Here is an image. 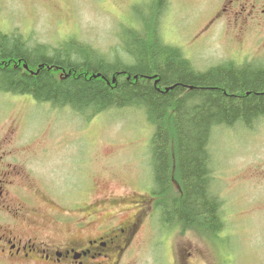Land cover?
Listing matches in <instances>:
<instances>
[{
  "label": "rangeland",
  "instance_id": "1",
  "mask_svg": "<svg viewBox=\"0 0 264 264\" xmlns=\"http://www.w3.org/2000/svg\"><path fill=\"white\" fill-rule=\"evenodd\" d=\"M158 1L0 0V30L33 47L55 49L73 40L113 60L121 52L122 25L139 27ZM253 3L250 11L226 0H163L160 38L200 71L228 61L256 68L264 64V0ZM258 118L212 133L214 188L225 220L218 239L164 228L157 208L147 220L158 198L148 192L153 128L141 110L87 119L30 96L0 93V166L24 172L16 178L23 195L17 201L26 208L20 221L30 220L37 242L94 234L105 222L112 227L113 219L131 217L139 203L142 227L118 264H264V117ZM96 203L108 214H97ZM82 221L84 229L77 225ZM0 264L14 263L3 257Z\"/></svg>",
  "mask_w": 264,
  "mask_h": 264
},
{
  "label": "trees",
  "instance_id": "2",
  "mask_svg": "<svg viewBox=\"0 0 264 264\" xmlns=\"http://www.w3.org/2000/svg\"><path fill=\"white\" fill-rule=\"evenodd\" d=\"M162 7L163 0L151 6L137 28L122 25L121 52L113 60L73 40L55 49L33 47L0 30V93L30 96L87 119L143 111L153 128L148 192L158 198L162 226L218 239L225 220L214 188L212 133L264 117V64L228 61L197 70L160 38Z\"/></svg>",
  "mask_w": 264,
  "mask_h": 264
},
{
  "label": "flooded vegetation",
  "instance_id": "3",
  "mask_svg": "<svg viewBox=\"0 0 264 264\" xmlns=\"http://www.w3.org/2000/svg\"><path fill=\"white\" fill-rule=\"evenodd\" d=\"M254 1L259 0H226V4L230 8L252 11ZM2 159L1 156V162ZM2 168L7 170L2 171ZM23 176L24 172L19 167L5 164L0 166V258H12L14 264H118L133 247L144 221L139 203L135 205L137 211L131 217L113 219L116 223L112 227L106 225L111 222H105L96 227L94 234H69L70 239H64L60 244L37 242L34 225L30 220L23 217L20 221L26 208L17 201L19 195L22 198L23 195L20 192L22 185L16 183V178ZM15 185L16 190L12 193ZM151 198L154 200L153 196ZM153 203L152 209L156 206ZM108 212L104 204L96 203L97 214L105 215ZM147 215V220L154 217L153 212H148ZM77 225L83 229L88 226L84 221Z\"/></svg>",
  "mask_w": 264,
  "mask_h": 264
}]
</instances>
